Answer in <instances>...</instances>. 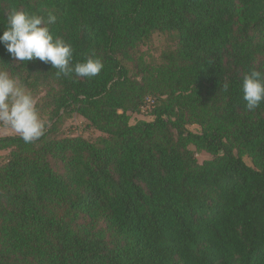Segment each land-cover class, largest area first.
<instances>
[{"label": "trees", "instance_id": "trees-1", "mask_svg": "<svg viewBox=\"0 0 264 264\" xmlns=\"http://www.w3.org/2000/svg\"><path fill=\"white\" fill-rule=\"evenodd\" d=\"M13 9L53 13L71 63L104 67L57 77L0 44L48 121L32 143L0 135V264H264V101L242 91L264 72V0H0V35ZM74 115L100 135L66 134Z\"/></svg>", "mask_w": 264, "mask_h": 264}, {"label": "clouds", "instance_id": "clouds-1", "mask_svg": "<svg viewBox=\"0 0 264 264\" xmlns=\"http://www.w3.org/2000/svg\"><path fill=\"white\" fill-rule=\"evenodd\" d=\"M7 26L0 35V44L17 62L40 60L57 69L55 75L92 78L104 65L99 58L88 57L74 65L73 48L60 37H54L48 25L57 17L47 18L36 13L13 9L6 17ZM229 85L226 83L224 89ZM243 99L248 110L264 101V72L253 69L243 77ZM0 124L10 127L26 143L38 140L45 133L46 122L41 119L31 93L8 71L0 70Z\"/></svg>", "mask_w": 264, "mask_h": 264}, {"label": "rangeland", "instance_id": "rangeland-1", "mask_svg": "<svg viewBox=\"0 0 264 264\" xmlns=\"http://www.w3.org/2000/svg\"><path fill=\"white\" fill-rule=\"evenodd\" d=\"M165 39L164 36L155 33L152 37V41L148 46H145L143 48V52L145 54V57L147 60L157 62L159 60V56L161 51L164 48ZM41 94H38L37 96H40ZM39 115L41 119H43L46 123L47 116L43 112H39ZM130 122L134 123L137 120H146L149 121L152 119V116L150 114V109L147 108H141L139 112L136 113H130ZM187 128L193 132H198L200 130L199 126L196 124H189ZM62 129L66 134H72V135H81L85 138H95L96 136L100 135V132L96 129H93L89 127L86 119H84L80 115H74L71 118H68L64 121L62 125ZM5 132L15 133L10 127L5 126L0 128V135H4ZM5 154L4 151L0 152V156L3 157ZM196 158L198 162H202L205 159L211 158V154L205 152V151H198L196 152ZM244 160L247 164H251L248 157L244 156Z\"/></svg>", "mask_w": 264, "mask_h": 264}, {"label": "built area", "instance_id": "built-area-1", "mask_svg": "<svg viewBox=\"0 0 264 264\" xmlns=\"http://www.w3.org/2000/svg\"><path fill=\"white\" fill-rule=\"evenodd\" d=\"M153 103H154V99H153L152 97H148V98L145 100V103H144V105L142 106V108L151 109L152 106H153ZM2 127H5V125L0 124V128H2Z\"/></svg>", "mask_w": 264, "mask_h": 264}, {"label": "crops", "instance_id": "crops-1", "mask_svg": "<svg viewBox=\"0 0 264 264\" xmlns=\"http://www.w3.org/2000/svg\"><path fill=\"white\" fill-rule=\"evenodd\" d=\"M4 134H14V133H10V132H5Z\"/></svg>", "mask_w": 264, "mask_h": 264}]
</instances>
